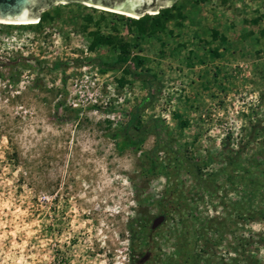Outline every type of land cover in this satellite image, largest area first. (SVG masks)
Segmentation results:
<instances>
[{"label": "rangeland", "instance_id": "rangeland-1", "mask_svg": "<svg viewBox=\"0 0 264 264\" xmlns=\"http://www.w3.org/2000/svg\"><path fill=\"white\" fill-rule=\"evenodd\" d=\"M130 19L0 24V264H264V0Z\"/></svg>", "mask_w": 264, "mask_h": 264}, {"label": "water", "instance_id": "water-1", "mask_svg": "<svg viewBox=\"0 0 264 264\" xmlns=\"http://www.w3.org/2000/svg\"><path fill=\"white\" fill-rule=\"evenodd\" d=\"M176 0H0V22L29 23L38 21L45 8L57 3L79 2L102 8L113 13L128 15L131 19L157 14L162 8L170 7ZM119 14V15H121ZM163 216L153 218L149 228L154 230L163 223Z\"/></svg>", "mask_w": 264, "mask_h": 264}, {"label": "trees", "instance_id": "trees-1", "mask_svg": "<svg viewBox=\"0 0 264 264\" xmlns=\"http://www.w3.org/2000/svg\"><path fill=\"white\" fill-rule=\"evenodd\" d=\"M130 20L133 22L135 21L134 19H130ZM136 122H137V114L135 110H131L127 113V120L124 126L119 131L108 134V137L113 141V146L118 153H121L128 148H131L133 151H138L142 143V137H138L134 139L130 135V132L127 131L129 127H131L132 129L131 133L133 132L134 129L136 130L135 128ZM156 166L157 165L152 160H149L147 163V168L145 170L146 173H153ZM139 221L140 220H138L137 222Z\"/></svg>", "mask_w": 264, "mask_h": 264}, {"label": "bare ground", "instance_id": "bare-ground-1", "mask_svg": "<svg viewBox=\"0 0 264 264\" xmlns=\"http://www.w3.org/2000/svg\"><path fill=\"white\" fill-rule=\"evenodd\" d=\"M95 8H97V7H95ZM100 9V8H99ZM115 13H117V12H115ZM117 14H121V13H117ZM121 15H124V14H121ZM154 15V14H153ZM125 16H128V15H125ZM128 17H131V16H128ZM34 23H36V21H34V22H29V23H6V22H0V24H8V25H28V24H34Z\"/></svg>", "mask_w": 264, "mask_h": 264}]
</instances>
